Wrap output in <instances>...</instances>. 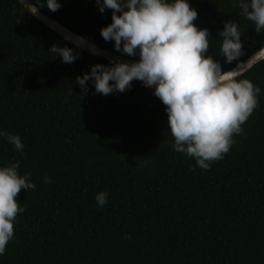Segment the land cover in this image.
<instances>
[{
    "label": "trees",
    "instance_id": "16d2710c",
    "mask_svg": "<svg viewBox=\"0 0 264 264\" xmlns=\"http://www.w3.org/2000/svg\"><path fill=\"white\" fill-rule=\"evenodd\" d=\"M189 2L194 23L210 31L207 54L223 71L264 47V30L255 32L237 0ZM60 3L56 12L39 11L103 50L139 60L102 38L111 9L101 13L96 0ZM228 20L244 45L231 64L220 55ZM53 45L73 48L78 59L64 63ZM96 64L109 61L70 45L19 0H0V129L25 145L17 152L0 138V166L19 162L36 185L18 194L25 211L0 264H264V61L239 78L260 87L257 108L209 170L174 150L166 106L142 82L108 96L90 83L84 95L77 77ZM105 191L100 208L95 196Z\"/></svg>",
    "mask_w": 264,
    "mask_h": 264
},
{
    "label": "clouds",
    "instance_id": "9594fccd",
    "mask_svg": "<svg viewBox=\"0 0 264 264\" xmlns=\"http://www.w3.org/2000/svg\"><path fill=\"white\" fill-rule=\"evenodd\" d=\"M20 2L33 15L45 6L51 12L62 6L60 0ZM96 4L101 13L112 10V22L101 29L104 41H114L115 51L138 56L139 60L92 65L90 72L77 77L82 93L87 95L90 83L95 94L108 96L130 90L134 80L142 82L166 106L174 150L194 158L202 170H209L213 161L223 159L230 151L233 137L242 132L241 126L257 108L260 87L248 79H239L240 71H223L221 63L207 54L210 31L194 23L198 12L189 0H96ZM234 6L254 23L257 34L264 30V0H237ZM219 37L225 63L238 61L244 54L238 25L226 21ZM77 39L78 46L86 43L83 37ZM89 49H95L94 43ZM50 52L66 64L78 59L74 49L67 46L53 45ZM257 55L264 56V48ZM244 65L240 62L237 67ZM247 66L250 68L251 62ZM0 138L17 152L24 151L19 135L0 129ZM19 168V162L0 166V256L13 239L17 216L25 211L18 194L22 189L36 188L31 173L21 175ZM50 182L48 177L43 180L45 184ZM95 199L103 208L108 203V193L99 192Z\"/></svg>",
    "mask_w": 264,
    "mask_h": 264
},
{
    "label": "water",
    "instance_id": "95a60500",
    "mask_svg": "<svg viewBox=\"0 0 264 264\" xmlns=\"http://www.w3.org/2000/svg\"><path fill=\"white\" fill-rule=\"evenodd\" d=\"M19 2H20V0H19ZM28 3H33V2L31 0H28ZM27 12L31 16L36 18L39 22H41L42 24H44L45 26L50 28L52 31H54L60 38H62L63 40L68 42L70 45L74 46L75 48H77V49H79V50H81L83 52H86V53H88V54H90L92 56L104 59L106 61L119 60L121 62H128V63L136 62L134 60L127 59V58H125L123 56H120L118 54L103 50V49H101V48H99L97 46H95L94 50H90L89 49V45H91L92 43H90L86 39H85V41H86L85 44H83L81 46H78L79 41H78L77 38L80 37L79 35L69 31L67 28L63 27L61 24L57 23L53 19L45 16L43 13H41V11H39L38 15H33L30 11H27ZM257 53H255L253 56H251L249 59H247L244 62L245 65L242 68L236 67V68H234V69H232L230 71H240L241 75L239 76V78L244 76L253 67H255L260 62L264 61V56H258ZM248 62H251V64H252V66L250 68L247 66Z\"/></svg>",
    "mask_w": 264,
    "mask_h": 264
}]
</instances>
